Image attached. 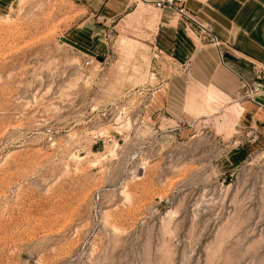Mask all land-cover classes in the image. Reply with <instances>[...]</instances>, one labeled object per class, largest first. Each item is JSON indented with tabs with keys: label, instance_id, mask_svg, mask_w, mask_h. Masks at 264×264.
<instances>
[{
	"label": "rangeland",
	"instance_id": "rangeland-1",
	"mask_svg": "<svg viewBox=\"0 0 264 264\" xmlns=\"http://www.w3.org/2000/svg\"><path fill=\"white\" fill-rule=\"evenodd\" d=\"M173 16L0 0V264H264V138L228 116L261 86L154 48Z\"/></svg>",
	"mask_w": 264,
	"mask_h": 264
},
{
	"label": "crops",
	"instance_id": "crops-1",
	"mask_svg": "<svg viewBox=\"0 0 264 264\" xmlns=\"http://www.w3.org/2000/svg\"><path fill=\"white\" fill-rule=\"evenodd\" d=\"M84 1L91 6L94 15L102 18H117L139 2L153 6V0ZM184 3L211 27L221 42L219 51L215 49L218 62L212 85L226 95L240 86L242 77H249L261 86L254 100L234 104L228 116L231 120L238 118L243 128L255 130L257 139L264 138V78L254 72L256 66L264 69V0H184ZM152 43L169 58L184 64L191 61L193 70H201L197 61L202 50L198 51L195 34L191 26L177 16L160 19Z\"/></svg>",
	"mask_w": 264,
	"mask_h": 264
},
{
	"label": "built area",
	"instance_id": "built-area-1",
	"mask_svg": "<svg viewBox=\"0 0 264 264\" xmlns=\"http://www.w3.org/2000/svg\"><path fill=\"white\" fill-rule=\"evenodd\" d=\"M151 3L154 8L158 10H170L178 18L189 24L194 33H198L199 36H202V38L204 39L207 38L209 42L217 46L220 45L221 42L218 40L211 27L199 20L194 13L189 11L185 6L184 0H153ZM241 87H247L250 93H257V89L251 87L247 82H243V85ZM239 98H242V96H240Z\"/></svg>",
	"mask_w": 264,
	"mask_h": 264
}]
</instances>
